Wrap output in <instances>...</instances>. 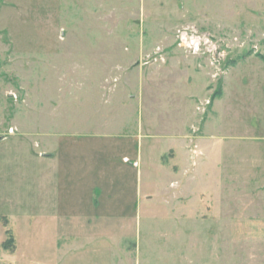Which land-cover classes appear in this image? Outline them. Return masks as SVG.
Instances as JSON below:
<instances>
[{
    "label": "rangeland",
    "instance_id": "374dc122",
    "mask_svg": "<svg viewBox=\"0 0 264 264\" xmlns=\"http://www.w3.org/2000/svg\"><path fill=\"white\" fill-rule=\"evenodd\" d=\"M253 224L264 0H0V264H264Z\"/></svg>",
    "mask_w": 264,
    "mask_h": 264
},
{
    "label": "built area",
    "instance_id": "2783aa9c",
    "mask_svg": "<svg viewBox=\"0 0 264 264\" xmlns=\"http://www.w3.org/2000/svg\"><path fill=\"white\" fill-rule=\"evenodd\" d=\"M178 39L180 46L193 49L196 52H199L203 48L204 44H208V48H210L209 51L212 52L213 56V51L215 53L218 49L217 44L212 39L201 37L197 34L190 33L187 30L181 31ZM11 132H13V130Z\"/></svg>",
    "mask_w": 264,
    "mask_h": 264
},
{
    "label": "crops",
    "instance_id": "0c3cea01",
    "mask_svg": "<svg viewBox=\"0 0 264 264\" xmlns=\"http://www.w3.org/2000/svg\"><path fill=\"white\" fill-rule=\"evenodd\" d=\"M222 95H223V93H222ZM221 98V97H220ZM220 98H218L217 99V101L220 99ZM241 226V225H240ZM245 228H246V230H252V229H257V228H261V229H263L264 228V224H253V225H247V226H244ZM243 227V228H244ZM244 228V229H245Z\"/></svg>",
    "mask_w": 264,
    "mask_h": 264
},
{
    "label": "trees",
    "instance_id": "16d2710c",
    "mask_svg": "<svg viewBox=\"0 0 264 264\" xmlns=\"http://www.w3.org/2000/svg\"><path fill=\"white\" fill-rule=\"evenodd\" d=\"M10 239H11V238H10ZM9 242H10V241H8V242L6 243V246H7L8 244H10Z\"/></svg>",
    "mask_w": 264,
    "mask_h": 264
}]
</instances>
